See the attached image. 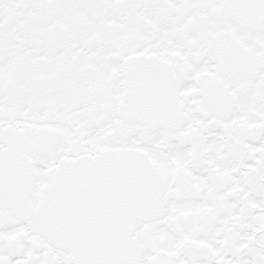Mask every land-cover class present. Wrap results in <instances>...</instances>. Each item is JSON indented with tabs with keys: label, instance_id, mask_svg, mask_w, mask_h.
Segmentation results:
<instances>
[{
	"label": "snow or ice",
	"instance_id": "1",
	"mask_svg": "<svg viewBox=\"0 0 264 264\" xmlns=\"http://www.w3.org/2000/svg\"><path fill=\"white\" fill-rule=\"evenodd\" d=\"M0 264H264V0H0Z\"/></svg>",
	"mask_w": 264,
	"mask_h": 264
}]
</instances>
